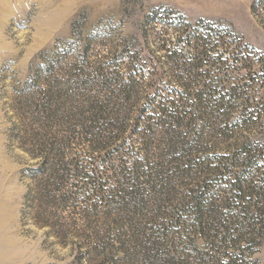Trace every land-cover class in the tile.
Returning a JSON list of instances; mask_svg holds the SVG:
<instances>
[{
	"label": "rangeland",
	"instance_id": "374dc122",
	"mask_svg": "<svg viewBox=\"0 0 264 264\" xmlns=\"http://www.w3.org/2000/svg\"><path fill=\"white\" fill-rule=\"evenodd\" d=\"M257 1L0 0V264H264V196L254 204L241 233L227 241L204 234L216 223L209 221L203 233L188 217L200 193L208 198V218H220L239 205L234 174L245 164L240 153L264 152V119L222 130L228 116L232 121L239 116L235 107L227 113L216 111L197 125L186 121L160 126L140 135L135 145L144 149L151 165L158 163L159 177L149 190L139 187L135 196L120 192L128 180L115 177L116 172H128L126 160L136 154L137 149L121 146L130 140L138 110L157 92L180 89L182 80L181 70L163 59L164 52H149L151 46L142 36L147 13L166 6L191 22H228L264 55V24L252 12ZM86 49L87 56L94 57L82 64ZM123 50L128 51L125 56L137 53L142 62L161 59L158 64L148 62L157 69L147 68L151 77L135 85L127 104L122 103L126 92L121 84L107 85L95 70L102 57L104 62L117 61ZM55 69L61 82L72 83L64 92L53 87ZM48 92L59 99L53 119L39 112ZM88 106L104 112L95 129H90L83 112ZM76 125L84 130L77 128L75 133ZM88 129L92 135L80 136ZM120 136L122 141H115ZM69 138H74L72 143ZM28 151L49 153L50 171L32 179L28 170L39 168L42 160ZM94 158L116 197L111 193L107 201H99L89 218L86 203L73 208L74 203L59 201L64 194L82 198L72 187L80 178L53 192L57 199L50 207L37 201L36 210L25 209L30 189H45L50 180L54 190L61 185L62 170L73 168V161L83 160L92 168L88 163ZM252 177L249 183L261 186L260 179ZM258 220L263 221L257 227L251 225Z\"/></svg>",
	"mask_w": 264,
	"mask_h": 264
},
{
	"label": "trees",
	"instance_id": "16d2710c",
	"mask_svg": "<svg viewBox=\"0 0 264 264\" xmlns=\"http://www.w3.org/2000/svg\"><path fill=\"white\" fill-rule=\"evenodd\" d=\"M252 12L259 22L264 24V0L255 2L252 5ZM142 36L145 42L153 48L150 49V47L149 52L153 53L154 50L164 52L163 59L168 65L181 70L182 80L178 84L180 89H174L171 92L163 90L150 96L149 102L138 110L137 117L130 125L131 129L128 136L130 140H125L121 147L130 150L137 149L135 145L138 143V137L142 134L154 133L158 127L167 124H182L187 121L188 124L197 125L199 121L208 120L206 116L219 110H224V113H227V110L236 107V111L239 113V116L233 121L228 116L224 121V125H220L223 128H221L222 130H232L243 124H259L264 119V55L247 43L230 23L204 18L191 22L181 12L171 7L159 6L152 9L145 16L142 25ZM87 50H85L84 57L81 59L82 64H87V59L94 57L93 55L87 56L89 53ZM126 52L128 53L126 50L121 51V57L117 61L104 62L103 59L106 60V58L102 57V61L99 62L100 65L95 69L96 75L100 76L101 79L106 78L107 85L111 81L112 83L121 84L120 88L126 92L125 101L122 102L124 104L132 100L135 85L139 81L151 77V72L147 68L152 65L148 62L157 64L161 62L159 58L144 59L142 62V59L138 60L137 53L133 56H130V54L125 56ZM123 66L126 68H122ZM152 68L157 69L154 65ZM125 69L127 71L123 72ZM53 75L57 77L54 83L56 85L53 86L55 89L63 90L65 86H72L70 80L60 81L58 70L55 69ZM42 88L44 86L39 87L40 90H43ZM49 94L50 92L46 96L47 99L40 100L39 112L43 113L46 118L53 119V113L56 112L54 102L57 105L59 99L56 96L57 93H55V96ZM174 94L179 98L172 99L171 97ZM83 112L84 115H88L86 121L89 122L90 129H95L96 125L98 126V123L103 119L104 112L101 108L88 106ZM77 128L84 130L82 126L76 125L75 133ZM109 129L115 130L116 128L110 127ZM121 133H125L124 130H121ZM89 135H92V131L89 129L80 133V136L86 139ZM74 138H69L68 143H72ZM115 141H122L121 136L116 138ZM46 149H48L47 146ZM138 149L136 154H133L136 156L135 158L131 155V158L129 157L126 160L128 172L120 171L115 174V177H120L121 180H124V178L128 180L126 185L119 188V191L132 196L139 193V187L142 190H149L152 182L159 177L157 175L159 171L156 168L158 163L151 165L149 160L145 158L144 149ZM28 152L33 157L42 160L39 168L28 170L32 179H36L39 175L43 176L50 171L48 168L50 165L49 153L43 155V152L42 154H39L41 152L38 154L34 151ZM49 152H51L50 149ZM64 155L66 153L60 154L62 164H64L62 162L65 159ZM79 156H82V154H79ZM240 157L245 159V164L241 169L239 168L241 171L234 174L236 183L234 185L240 200L239 205L231 208L233 211L223 214L220 218H208L205 216L209 204L208 198L205 193H200L196 197L193 212L188 215L193 224H196L197 227L200 226L198 228H203V233L206 231L205 227L208 226L209 221L216 223L215 228H209L208 232L204 234L217 241H227L235 236L237 232L241 233L245 222L250 220L249 214L253 211L254 204L256 205V202L258 204L260 198L262 199L264 196V152H253L249 149L247 152L242 151ZM82 161L76 159V162L73 161L75 163L73 168L62 170L59 178L61 185L58 188L51 190V181L48 180V184L44 186L45 189L37 187L38 192H36V189H30L26 196L25 209L34 211L38 204L50 207L53 201L57 199V196L52 193L64 189L70 179L80 178V181L77 184H72V187L79 190L78 194H81L82 198L64 194L59 198V201L66 205L74 203L73 208L79 207L78 203H86L88 206L87 218H89L90 213L97 210L99 201H107V198L111 197V193L113 194L112 199L116 197L113 193L116 192V189L110 190L106 187L107 184L103 181L105 177L100 174L103 173L101 170H97L95 158L88 163L92 168L84 166L81 163ZM69 166L72 167V164H69ZM110 167L113 168V166ZM232 167L234 168V166ZM231 173H233V170ZM253 174L260 179L261 186L249 183L253 178ZM214 186L217 187V184ZM212 189L213 186H211ZM247 197L250 198L249 202L242 204L246 202ZM254 198H257V200L254 201ZM251 202L253 204L249 205L248 203ZM262 221L252 222L251 225L254 224L257 227ZM42 226H47V222H43ZM213 230H216V233L215 236L211 237Z\"/></svg>",
	"mask_w": 264,
	"mask_h": 264
}]
</instances>
